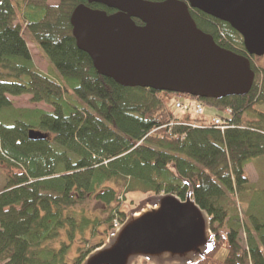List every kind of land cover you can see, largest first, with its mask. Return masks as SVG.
<instances>
[{
  "label": "trees",
  "instance_id": "trees-1",
  "mask_svg": "<svg viewBox=\"0 0 264 264\" xmlns=\"http://www.w3.org/2000/svg\"><path fill=\"white\" fill-rule=\"evenodd\" d=\"M79 5L88 6L85 0H0V264H79L90 252L73 246L77 235L88 243L85 233L97 226L114 230L116 214L122 224L123 197L183 200L189 187L217 239L214 251L195 264H264V188L249 185L245 173L264 158V113L258 111L264 73L242 38L229 25L189 11L198 30L249 59L255 74L244 97L195 99L216 108L213 118L227 127L221 132L213 118L176 115L170 94L123 88L99 76L72 37L70 17ZM25 36L56 77L36 70ZM24 95L51 111L14 109L7 98ZM30 131L47 139L30 141ZM240 202L248 205L243 217Z\"/></svg>",
  "mask_w": 264,
  "mask_h": 264
},
{
  "label": "water",
  "instance_id": "water-1",
  "mask_svg": "<svg viewBox=\"0 0 264 264\" xmlns=\"http://www.w3.org/2000/svg\"><path fill=\"white\" fill-rule=\"evenodd\" d=\"M85 1L113 12L79 5L70 17L76 48L99 76L123 88L196 100L244 97L251 90L255 74L249 59L216 45L189 11L229 25L247 56L261 58L264 0ZM28 138L40 142L47 136L30 131ZM215 243L210 219L189 187L183 200L168 194L141 202L82 264H195Z\"/></svg>",
  "mask_w": 264,
  "mask_h": 264
},
{
  "label": "rangeland",
  "instance_id": "rangeland-1",
  "mask_svg": "<svg viewBox=\"0 0 264 264\" xmlns=\"http://www.w3.org/2000/svg\"><path fill=\"white\" fill-rule=\"evenodd\" d=\"M25 40H26V45L28 47V50L30 52V55L32 57V61H33V64H34L36 70H38L39 72H41L45 75H50V76L56 77V73H55L53 67L51 66L49 60L44 55V53L39 49V47L36 44H34L33 42H31L29 37L25 36ZM252 62H253L255 67H257L258 69H260L264 73V57H261V58L253 57ZM7 98L10 102L13 103L14 109H30V110L37 109V110H41V111H45V112L51 111V108L46 104H43V103L42 104H31V102H30L31 97L27 96V95L20 96V97L8 96ZM177 100L182 102L185 105V107L187 108V110H185V109L184 110H175L174 104ZM170 103L172 104L173 111L176 113V115H180L182 117L189 116L194 120L197 119L200 121L208 122L218 113L216 108L210 107L209 105L202 103V105H203L202 114H201V116H198L195 112V109H194L195 104H196V100L192 99L190 97H187V96L176 97L175 95L170 94ZM258 111L264 113V105L260 106L258 108ZM247 120H249V119L247 117H245L244 122ZM245 173H246V177L248 179L249 185H253L259 189L264 188V158H259V159L252 161V163L246 167ZM4 184H5V176L0 169V191L3 189ZM151 197H153V196L150 194H147V195L146 194H140V193L128 194L122 198L120 205H119V209H118L119 212L118 213H122L124 215V218H126V215L128 213L134 211L139 206V204L141 202H143V201H145ZM247 206L248 205L246 204V202L245 203H241V202L238 203V209H239L240 217H243L244 214L247 212ZM94 208H95V211L97 210L95 212V214L97 216H99L100 218L106 217L105 214L100 213V208H97V207H94ZM114 218L116 221V222H114V224H115V223L119 222V219L121 217L119 214H116V216H114ZM108 234H109V231H107V227L99 225V226H97V228H95L94 233L91 234L89 231L85 233V237L89 240L88 243H86V242L84 243L83 241H81L82 237L77 235V239L73 242V246L78 245L79 247H81L83 249L82 251H84V253L87 251L92 253L104 244V242L107 239ZM53 245H56V244H53ZM89 254H86V256L80 261L79 264H82L83 261L87 258V256ZM73 256H74V249L72 248L70 251H68L67 258L71 260L73 258ZM217 257L219 260H223L225 257V252H223V251L220 252ZM141 264H146V263L141 262Z\"/></svg>",
  "mask_w": 264,
  "mask_h": 264
},
{
  "label": "built area",
  "instance_id": "built-area-1",
  "mask_svg": "<svg viewBox=\"0 0 264 264\" xmlns=\"http://www.w3.org/2000/svg\"><path fill=\"white\" fill-rule=\"evenodd\" d=\"M187 110V108L185 107V105L180 102V101H177L175 103V110ZM195 109V112L198 116H201L202 114V107L200 105H195L194 107ZM211 123L214 125V127H216L219 131L223 132L224 130L227 129V127H224L221 125V121L218 119V118H213L211 120ZM115 229H118L120 227V225L118 223H115Z\"/></svg>",
  "mask_w": 264,
  "mask_h": 264
},
{
  "label": "flooded vegetation",
  "instance_id": "flooded-vegetation-1",
  "mask_svg": "<svg viewBox=\"0 0 264 264\" xmlns=\"http://www.w3.org/2000/svg\"><path fill=\"white\" fill-rule=\"evenodd\" d=\"M176 97H179V95H175Z\"/></svg>",
  "mask_w": 264,
  "mask_h": 264
}]
</instances>
